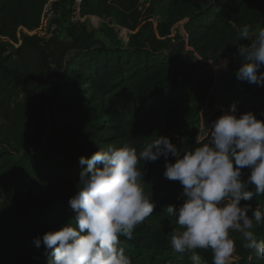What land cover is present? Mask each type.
<instances>
[{
  "label": "trees",
  "instance_id": "trees-1",
  "mask_svg": "<svg viewBox=\"0 0 264 264\" xmlns=\"http://www.w3.org/2000/svg\"><path fill=\"white\" fill-rule=\"evenodd\" d=\"M47 1L0 0V264H49L51 254L45 255L43 243L37 248L34 239L42 240L44 233L74 218L68 201L87 167L81 157L109 145L129 144L139 152L161 136L179 149L170 131L189 134L200 122L207 128L233 104L238 116L251 111L264 120V87L238 80L240 67L214 71L200 66L181 79L177 58L167 52L171 36L182 26L202 58L234 53L264 28V0H168L161 22L153 18V6L140 9L142 0H61L69 2L64 15L70 16L67 24L63 20V32L76 49L51 98L44 85L65 45L58 36L31 34L42 23ZM101 15L120 24L128 40L94 45L93 35L76 17ZM243 24L251 27L248 41L238 39ZM48 108L56 122L46 137ZM195 146L191 142L185 149ZM168 160L175 162L171 156ZM165 162L161 156L139 165L155 208L132 239L119 237L131 262L147 257L145 264H161L172 249L170 235L182 230L166 208L183 203L178 199L183 188L163 176ZM243 173L246 180L249 170ZM244 203L264 213V195ZM251 231L264 239V223L254 222ZM233 240L232 264H264L245 240ZM197 252L202 264H212L210 249ZM190 255L176 253L171 260L191 264Z\"/></svg>",
  "mask_w": 264,
  "mask_h": 264
},
{
  "label": "clouds",
  "instance_id": "clouds-1",
  "mask_svg": "<svg viewBox=\"0 0 264 264\" xmlns=\"http://www.w3.org/2000/svg\"><path fill=\"white\" fill-rule=\"evenodd\" d=\"M251 27L243 24L238 39L248 41ZM238 55L242 66L236 77L240 81L264 87V28L241 44ZM259 73V74H258ZM180 143H186L181 137ZM196 146L181 151L168 138L159 137L137 152L124 144L101 148L90 158L81 157L87 167L80 173L78 190L68 204L74 218L55 231L34 239L49 264H131L119 237L132 239L134 230L153 214L155 205L145 194L141 161L165 158L163 176L179 181L183 191L178 207L169 205L168 215L182 229L171 236L174 252L190 253L191 264H202L198 249L211 250L212 264H230L235 242L234 230L242 234L245 247L264 258V239H257L251 229L254 222L264 223V213L248 202L264 195V120L253 112L237 115V107L202 125ZM175 158L170 162L168 157ZM102 165V166H97ZM248 169L247 179H242ZM254 186V191L249 190ZM251 212V216L248 213Z\"/></svg>",
  "mask_w": 264,
  "mask_h": 264
},
{
  "label": "rangeland",
  "instance_id": "rangeland-1",
  "mask_svg": "<svg viewBox=\"0 0 264 264\" xmlns=\"http://www.w3.org/2000/svg\"><path fill=\"white\" fill-rule=\"evenodd\" d=\"M167 3L168 0H165L160 4L159 8L157 9V15L164 17ZM59 8L61 20H64V22L67 24L70 16H68V14L65 16L64 13L69 9V2H65L64 4H62L61 0H59ZM76 20L85 25L88 31L93 35V44L96 46L112 45L117 38L126 41L128 40V32L123 30L120 24H118L111 17L105 15H101L99 17L77 16ZM58 37L64 43L65 51L63 52L57 63H54L48 70V82L44 85V89L47 92L49 98L54 96L57 78L64 69L66 61H68L74 55V51L76 49L70 37L64 34L63 28L61 29ZM167 52L177 58L179 76L181 79H184L190 71L195 70L200 66L209 68L214 66L218 69V71H224L235 67H241L243 62L241 57L238 55V49L234 53H223L215 58H202L197 54L195 49L191 45H189L187 35L185 34L183 28H178L176 32L171 36V41L169 47L167 48ZM15 60H17L16 57L14 58V60L10 61L9 64H15ZM207 95L208 92L205 91V96ZM47 113L49 124L45 133L46 137L49 136L50 133H52L56 122L55 118L53 117V112L50 108H48ZM201 129L202 128L200 122V124L196 125L189 134L182 132V137L186 138V143H180L178 145L179 149L181 151H184L186 145L191 142L195 143L196 137L201 134ZM11 146L13 149H16L13 143L11 144ZM177 232L178 231H175L170 235L168 240L169 243L171 236L176 234ZM229 236L232 239L238 238L244 240L242 234L234 230L229 231ZM176 253L177 252H174L173 249H171V251L166 255L165 259H172V255H175ZM147 262V257H142L137 261L131 262V264H145ZM233 262H235V257L232 255V257L230 258V264H232Z\"/></svg>",
  "mask_w": 264,
  "mask_h": 264
},
{
  "label": "built area",
  "instance_id": "built-area-1",
  "mask_svg": "<svg viewBox=\"0 0 264 264\" xmlns=\"http://www.w3.org/2000/svg\"><path fill=\"white\" fill-rule=\"evenodd\" d=\"M164 0H142L140 4V9H145L149 6H153L154 9L160 5ZM59 0H48L44 6L43 20L41 25L31 31V34H37L42 37L50 38L52 36H58L63 25V20L60 17ZM153 18L154 15H153ZM182 28V26H179ZM214 71L218 69L214 66L211 67ZM175 140L176 144H180V138L182 137V131L175 129L169 133ZM161 264H174L171 259L164 260Z\"/></svg>",
  "mask_w": 264,
  "mask_h": 264
},
{
  "label": "crops",
  "instance_id": "crops-1",
  "mask_svg": "<svg viewBox=\"0 0 264 264\" xmlns=\"http://www.w3.org/2000/svg\"><path fill=\"white\" fill-rule=\"evenodd\" d=\"M165 1V0H164ZM163 1V2H164ZM159 6L160 5H158L154 10H155V12H154V20L156 21V22H161L164 18L163 17H161V16H159V15H157V9L159 8ZM159 16V17H158ZM158 17V18H157Z\"/></svg>",
  "mask_w": 264,
  "mask_h": 264
}]
</instances>
